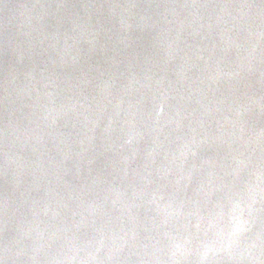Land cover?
<instances>
[{"label":"water","instance_id":"1","mask_svg":"<svg viewBox=\"0 0 264 264\" xmlns=\"http://www.w3.org/2000/svg\"><path fill=\"white\" fill-rule=\"evenodd\" d=\"M0 264H264V0H0Z\"/></svg>","mask_w":264,"mask_h":264}]
</instances>
